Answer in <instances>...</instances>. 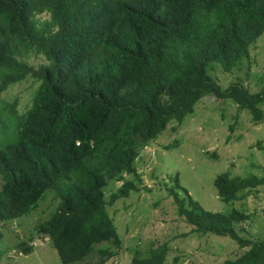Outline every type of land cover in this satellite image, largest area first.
<instances>
[{
    "label": "trees",
    "instance_id": "trees-1",
    "mask_svg": "<svg viewBox=\"0 0 264 264\" xmlns=\"http://www.w3.org/2000/svg\"><path fill=\"white\" fill-rule=\"evenodd\" d=\"M263 33L264 0H0V96L26 78L36 85L21 113L16 99L3 105L0 97L13 134L0 150V224L28 215L53 191L58 206L36 234L62 264H85L94 252V264H106L122 244L106 206L139 190V153L168 123L181 125L207 96L232 100L254 125L263 121L264 87L222 90L208 71L213 63L232 71ZM108 183H121L109 202ZM213 184L228 203L264 186V177L225 172ZM168 193L192 232L249 247L222 264H264V242L235 229L249 215L204 210L177 175ZM32 241L17 245L23 256ZM166 251L131 264H163Z\"/></svg>",
    "mask_w": 264,
    "mask_h": 264
},
{
    "label": "rangeland",
    "instance_id": "rangeland-1",
    "mask_svg": "<svg viewBox=\"0 0 264 264\" xmlns=\"http://www.w3.org/2000/svg\"><path fill=\"white\" fill-rule=\"evenodd\" d=\"M39 62L41 59H32L33 64ZM217 64L213 63L208 71L222 90L237 84L250 94L259 92L264 87V33L232 71L214 69L221 67ZM26 80L9 86L0 96L3 105L16 99L13 107L17 113L30 105L36 89L32 81L25 83ZM12 140L11 128H6L0 118V150ZM136 168L141 177L139 190L106 206L122 243L106 264H131L134 257L148 258L158 247L167 249L163 264H222L249 250L240 249L228 237L191 231V226L178 216L168 193L176 175L179 186L204 210H237L249 215L246 222L236 225L238 235L252 242H264V186L227 203L218 198L213 184L216 176L225 172L231 177H264V118L254 125L249 111L238 109L232 100L204 97L181 125L171 121L140 151ZM120 185L108 183L104 188L107 202ZM175 191L182 193L177 188ZM58 203L55 193L47 191L28 215L0 224V264H62L48 238L35 232L37 225L53 215ZM31 239L33 251L23 256L17 245ZM87 258L85 264H94L98 255L94 252Z\"/></svg>",
    "mask_w": 264,
    "mask_h": 264
}]
</instances>
